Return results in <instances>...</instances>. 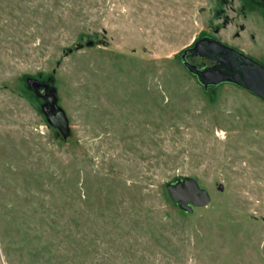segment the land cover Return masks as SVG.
I'll list each match as a JSON object with an SVG mask.
<instances>
[{"label":"rangeland","instance_id":"1","mask_svg":"<svg viewBox=\"0 0 264 264\" xmlns=\"http://www.w3.org/2000/svg\"><path fill=\"white\" fill-rule=\"evenodd\" d=\"M243 3L0 0V264H264V100L181 62L203 37L264 55ZM185 176L211 197L192 215Z\"/></svg>","mask_w":264,"mask_h":264},{"label":"water","instance_id":"2","mask_svg":"<svg viewBox=\"0 0 264 264\" xmlns=\"http://www.w3.org/2000/svg\"><path fill=\"white\" fill-rule=\"evenodd\" d=\"M196 50L198 53L210 52L211 55L207 54V59L213 60L215 56L213 67L196 70V66L185 62L184 55L188 51L196 52ZM198 53L195 54L198 56ZM181 62L188 71L196 75L205 90L210 85L215 87L220 83H228L264 100V67L216 39L203 37L196 41L192 48L186 49L181 54ZM26 83L36 95L43 99L41 111L49 126L55 128L66 140L71 134L70 126L64 110L57 104V91L50 84L53 83V79L41 82L27 78ZM40 90L48 91L49 94L41 96ZM165 186L170 200L187 215H192L196 208L206 207L211 202L208 191L192 177H178Z\"/></svg>","mask_w":264,"mask_h":264},{"label":"flooded vegetation","instance_id":"3","mask_svg":"<svg viewBox=\"0 0 264 264\" xmlns=\"http://www.w3.org/2000/svg\"><path fill=\"white\" fill-rule=\"evenodd\" d=\"M242 7L244 9L251 10V11L253 9L254 11H252V12L258 13L259 14V17L261 18V20L263 22V26H264V0H244V3H243V6ZM224 44L227 45V46H229L230 48H233V49H235V50H237V51L245 54L247 57L251 58L252 60H254L255 62H257L258 64H260V65H262L264 67V55L254 56L251 53H249L246 49H243L240 46L238 47L237 45H234V44H231V43H224ZM195 53H198V50H196V52L188 51L184 55L185 62H187V63H189L191 65L196 66V70L213 67V65H214L213 61H215L216 58L214 56V59L213 60L207 59V54L208 55H211L210 52L198 53L199 54L198 56ZM223 84H228V83H220V84L216 85L215 87H213V86L210 85V86H208L207 91L208 90H211L213 88L215 89L216 87H218L220 85H223ZM39 94L41 96H43V95H48L49 92L48 91H44V90H42V91L40 90L39 91Z\"/></svg>","mask_w":264,"mask_h":264},{"label":"trees","instance_id":"4","mask_svg":"<svg viewBox=\"0 0 264 264\" xmlns=\"http://www.w3.org/2000/svg\"><path fill=\"white\" fill-rule=\"evenodd\" d=\"M169 201L174 205V207L176 208V209H178L177 207H176V205L170 200V197H169ZM180 211V210H179ZM180 212H182V211H180ZM183 213V212H182ZM183 214H185V213H183Z\"/></svg>","mask_w":264,"mask_h":264}]
</instances>
